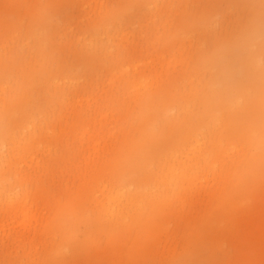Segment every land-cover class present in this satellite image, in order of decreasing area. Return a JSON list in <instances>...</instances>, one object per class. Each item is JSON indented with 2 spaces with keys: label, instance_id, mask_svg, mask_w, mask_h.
<instances>
[{
  "label": "rangeland",
  "instance_id": "1",
  "mask_svg": "<svg viewBox=\"0 0 264 264\" xmlns=\"http://www.w3.org/2000/svg\"><path fill=\"white\" fill-rule=\"evenodd\" d=\"M0 264H264V0H0Z\"/></svg>",
  "mask_w": 264,
  "mask_h": 264
}]
</instances>
